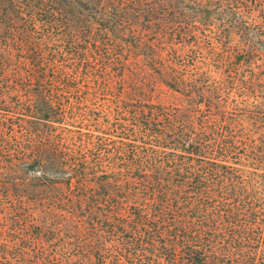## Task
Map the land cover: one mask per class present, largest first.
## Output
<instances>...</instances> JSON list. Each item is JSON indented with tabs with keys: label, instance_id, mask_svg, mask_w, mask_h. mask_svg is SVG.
<instances>
[{
	"label": "trees",
	"instance_id": "16d2710c",
	"mask_svg": "<svg viewBox=\"0 0 264 264\" xmlns=\"http://www.w3.org/2000/svg\"><path fill=\"white\" fill-rule=\"evenodd\" d=\"M0 264H264V3L0 0Z\"/></svg>",
	"mask_w": 264,
	"mask_h": 264
},
{
	"label": "rangeland",
	"instance_id": "374dc122",
	"mask_svg": "<svg viewBox=\"0 0 264 264\" xmlns=\"http://www.w3.org/2000/svg\"><path fill=\"white\" fill-rule=\"evenodd\" d=\"M260 1L264 3V0H260ZM238 41H239L238 39H235L233 41V43L238 42ZM204 46H207V45H204ZM206 52H208V51H206ZM162 95L163 96L160 100L165 101V103H174L175 99L177 98L176 95H174L172 92H170L169 90H166V89L163 90Z\"/></svg>",
	"mask_w": 264,
	"mask_h": 264
}]
</instances>
